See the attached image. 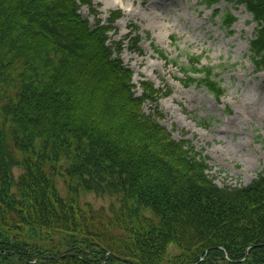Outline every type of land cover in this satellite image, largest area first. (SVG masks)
Here are the masks:
<instances>
[{
    "label": "trees",
    "instance_id": "trees-1",
    "mask_svg": "<svg viewBox=\"0 0 264 264\" xmlns=\"http://www.w3.org/2000/svg\"><path fill=\"white\" fill-rule=\"evenodd\" d=\"M231 1L256 22L249 50L264 69V0ZM81 4L97 16L92 0H0V264H264V167L214 182L208 156L157 120L169 89L143 79L136 93L109 35L120 10L91 24ZM126 38L140 49L135 28ZM199 58L180 65L185 84L220 96ZM82 192L116 201L94 207Z\"/></svg>",
    "mask_w": 264,
    "mask_h": 264
},
{
    "label": "rangeland",
    "instance_id": "rangeland-1",
    "mask_svg": "<svg viewBox=\"0 0 264 264\" xmlns=\"http://www.w3.org/2000/svg\"><path fill=\"white\" fill-rule=\"evenodd\" d=\"M92 2L103 21L111 11L121 9L113 23L116 30L109 35L111 40H124L120 57L133 71L136 93L141 92L142 79L170 90L158 100L163 116L157 120L174 138L189 139L208 156L207 173L213 181L238 185L255 177L264 167V69L257 70L251 59L249 39L255 21L244 6L231 0H218L211 7L199 0ZM214 7H219L220 13L214 15ZM226 10L236 16L229 29L220 24ZM79 11L94 24L96 18L86 5L81 4ZM134 28L141 37V52L132 50L125 39ZM153 44L170 60L161 58L152 49ZM190 55L200 56L199 65L213 66L222 87L219 97L203 85L182 81L183 73L171 60L185 65ZM153 107L151 101L143 105L146 112ZM56 187L66 195L62 178L56 179ZM80 200L94 207H107L116 201L113 196L93 192H82ZM168 250L176 252L177 247L169 244Z\"/></svg>",
    "mask_w": 264,
    "mask_h": 264
}]
</instances>
